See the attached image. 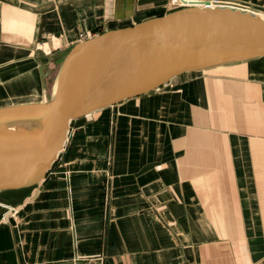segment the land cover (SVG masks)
Listing matches in <instances>:
<instances>
[{
    "label": "crops",
    "instance_id": "1",
    "mask_svg": "<svg viewBox=\"0 0 264 264\" xmlns=\"http://www.w3.org/2000/svg\"><path fill=\"white\" fill-rule=\"evenodd\" d=\"M169 1L0 0V108L48 101L76 43ZM263 263L264 57L72 119L44 178L0 191V264Z\"/></svg>",
    "mask_w": 264,
    "mask_h": 264
},
{
    "label": "water",
    "instance_id": "2",
    "mask_svg": "<svg viewBox=\"0 0 264 264\" xmlns=\"http://www.w3.org/2000/svg\"><path fill=\"white\" fill-rule=\"evenodd\" d=\"M258 57H264V19L206 3L76 43L53 97L0 108V122L35 119L30 134H0V191L41 181L72 119L152 91L184 72Z\"/></svg>",
    "mask_w": 264,
    "mask_h": 264
},
{
    "label": "bare ground",
    "instance_id": "3",
    "mask_svg": "<svg viewBox=\"0 0 264 264\" xmlns=\"http://www.w3.org/2000/svg\"><path fill=\"white\" fill-rule=\"evenodd\" d=\"M177 2L179 4H183L185 7L188 5H196L194 4L195 1L177 0ZM209 7L214 8L217 6L209 5ZM224 8L226 7L224 6ZM54 91H55V86L53 89V95H54ZM34 123H35V119H25V120L14 119V120H7L4 122H0V134L27 135L32 132Z\"/></svg>",
    "mask_w": 264,
    "mask_h": 264
},
{
    "label": "built area",
    "instance_id": "4",
    "mask_svg": "<svg viewBox=\"0 0 264 264\" xmlns=\"http://www.w3.org/2000/svg\"><path fill=\"white\" fill-rule=\"evenodd\" d=\"M188 1H195V3L194 4H196V5H188V6H202L204 3H206L208 6L209 5H212V6H217V4H215V3H210V2H200V1H196V0H188ZM169 6H184L183 4H179L178 2H177V0H170L169 1ZM217 7H219V8H222L221 6H217Z\"/></svg>",
    "mask_w": 264,
    "mask_h": 264
},
{
    "label": "rangeland",
    "instance_id": "5",
    "mask_svg": "<svg viewBox=\"0 0 264 264\" xmlns=\"http://www.w3.org/2000/svg\"><path fill=\"white\" fill-rule=\"evenodd\" d=\"M184 7L185 6H176V7L175 6H169V9L173 11V10H177V9L184 8Z\"/></svg>",
    "mask_w": 264,
    "mask_h": 264
}]
</instances>
